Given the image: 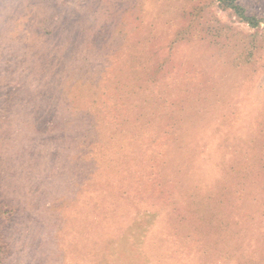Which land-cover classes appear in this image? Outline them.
Wrapping results in <instances>:
<instances>
[{
  "label": "rangeland",
  "instance_id": "rangeland-1",
  "mask_svg": "<svg viewBox=\"0 0 264 264\" xmlns=\"http://www.w3.org/2000/svg\"><path fill=\"white\" fill-rule=\"evenodd\" d=\"M0 264H264V0H0Z\"/></svg>",
  "mask_w": 264,
  "mask_h": 264
}]
</instances>
